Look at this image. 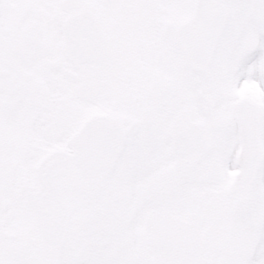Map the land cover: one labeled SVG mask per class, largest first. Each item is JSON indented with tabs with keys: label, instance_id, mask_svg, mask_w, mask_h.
I'll return each instance as SVG.
<instances>
[{
	"label": "snow or ice",
	"instance_id": "obj_1",
	"mask_svg": "<svg viewBox=\"0 0 264 264\" xmlns=\"http://www.w3.org/2000/svg\"><path fill=\"white\" fill-rule=\"evenodd\" d=\"M0 264H264V0H0Z\"/></svg>",
	"mask_w": 264,
	"mask_h": 264
}]
</instances>
